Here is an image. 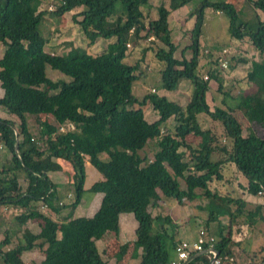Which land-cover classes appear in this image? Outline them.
Listing matches in <instances>:
<instances>
[{
    "label": "trees",
    "instance_id": "16d2710c",
    "mask_svg": "<svg viewBox=\"0 0 264 264\" xmlns=\"http://www.w3.org/2000/svg\"><path fill=\"white\" fill-rule=\"evenodd\" d=\"M173 1L172 7L178 9L192 0ZM246 1L264 15V0ZM56 2L55 12L50 13L39 11L38 0H0V45L4 47L0 59V107L18 120L16 125L0 118V148L10 154L11 164L8 169H0V207L20 212L15 216L17 220L36 221L45 232L24 238L11 250H0V264H23L18 254L32 249L36 240H42L40 264H107L95 240L110 244L104 239L110 234L119 235L122 214H131L136 221L132 244L135 250H141L139 264H171L177 245L173 236L177 231L175 223L169 216H153L150 212L161 197L174 199L179 205L184 200L192 203L197 195L195 189H199L201 196L210 201L209 206L213 204L208 220L219 222L220 214L228 209L230 225L244 214L246 204L229 196L221 197L208 188L212 181L223 179L221 169L227 164H233L244 176L250 195L264 194V61L252 62L247 73L253 89L240 95L234 107L225 109L211 110L206 102L208 81L214 79L220 91L222 80L213 72L208 81L197 74L206 9L228 15L230 37L248 39L260 54L264 53V19L257 16L252 27L238 20L232 4L203 0L193 11L191 44L184 48L181 59H176L168 22L170 13L164 5L157 8V17L146 30L141 7L148 0ZM118 3L124 11L117 15ZM75 10L79 11L73 20L86 37L99 34L104 40L114 41L98 55L45 52L46 42L38 29L44 16L59 17ZM149 36L160 43L154 55L164 64L162 88L173 92L183 79L193 87L184 107L155 93L142 98L132 94L137 76L136 67L123 61L127 45L135 46ZM186 50L192 54L189 60L184 57ZM46 67L60 72L68 81L50 80ZM146 105L158 115L152 123L144 117ZM26 115L34 116L37 131H30ZM201 115L220 124L228 145L220 144L211 129L201 128ZM170 118L177 122L175 132L164 133ZM65 124H72L75 130L61 132L59 128ZM245 128L248 134L243 136ZM188 135L199 138L196 147L185 142ZM152 141L156 151L146 161L139 152ZM181 148L185 151L181 152ZM61 161L72 169L67 179L73 200L68 206L70 214L57 223L30 205L48 206L55 201L57 192L48 173H66ZM87 164L101 177L89 187ZM183 177L186 188L179 181ZM19 179H26L24 189ZM85 191L101 194L100 205L90 218H73ZM261 209L256 206L245 212V220L249 222L260 215ZM217 232L214 249L219 264H264V246L235 253L233 248L239 244L232 242L230 227L226 233L218 227ZM127 248V244L121 245L115 254L122 257ZM190 257L193 259L187 264H209L212 258L208 253Z\"/></svg>",
    "mask_w": 264,
    "mask_h": 264
},
{
    "label": "rangeland",
    "instance_id": "374dc122",
    "mask_svg": "<svg viewBox=\"0 0 264 264\" xmlns=\"http://www.w3.org/2000/svg\"><path fill=\"white\" fill-rule=\"evenodd\" d=\"M38 1L40 2L39 11L50 13L55 12L57 6L56 0ZM202 1L203 0H192L187 5L174 9V1L172 3L171 0H148L147 5L141 7L146 30L148 28V23L151 20L156 19L157 8L160 5H164L169 11L170 15L168 17V22L171 30V41L176 46V52L174 54L176 59H181L182 51L191 44V30L194 23L193 11ZM209 1L228 2L232 4L238 14V20L240 22H247L252 27L254 26L252 23H255L257 16L260 19L264 18V15L259 11H254L250 3L246 0ZM122 10L124 11L122 5L118 3L116 6V14L118 15ZM78 11L79 10H75L65 13L59 17L47 14L44 16L38 29L40 35L46 42L44 46L45 52L54 55H73L80 52L98 55L105 51L107 44L114 41L113 39L104 40L99 34L86 37L80 27L76 25L73 20V17ZM112 20H114V17L110 18L109 21ZM228 26V15L217 12L215 13L211 9L205 10L202 32L199 39V69L197 74L204 81H208L209 74L213 72L215 76H218L219 79L222 80V89L220 91L217 90L218 83L214 79L208 81L210 91H207L208 93H206V102L211 110L215 107H220L222 109L226 107L225 105H227V103H232L227 95L233 93L237 96L238 92L244 85V82L242 81L246 79L244 76L248 71L250 61H252L253 58L264 61V55L258 54L259 52L257 54H252V51H249V48L251 49V43L248 39H244L240 43L235 42L236 40L230 37ZM143 34H145V32H142V35ZM129 45H127L126 56L123 61L136 67L137 79L133 83L132 94L138 98L154 93L158 96L165 95L168 100L176 101L184 107L191 97L193 87L190 81L183 79L179 82L176 90L173 92H167L162 88L161 71L164 69V64L158 62L154 55L160 43L156 42L152 36H149L147 39L141 40L135 46L131 43ZM191 56L192 54L190 50L184 51V57L187 60H189ZM224 62H226V67H223L222 65ZM46 76L52 81H68L67 77L58 71L52 70L50 67H46ZM1 91L2 90L0 89V95L3 92ZM0 110H2L1 107ZM145 110V117L148 120H153L155 116H158L151 110L150 106L145 108ZM2 117L3 119H9L13 123H16L17 120L15 116L9 115L6 110H3ZM26 118L27 121L34 126V130L37 131L38 128L33 121L34 116L26 115ZM199 123L202 129H211L220 144H229V141L223 138L222 129L219 123L211 120L210 117L206 115L200 116ZM176 126L177 122L175 119L170 118L165 124L163 131L164 133H174ZM30 131H33V128H30ZM247 134L248 130L245 128L242 131V135L246 136ZM199 141V138L192 135H188L185 138V142L193 147H196ZM155 144L154 141L149 142L146 147L139 152V155L142 158H146V161L152 159V156L156 151ZM180 150L181 152L185 151L182 148ZM3 166L4 161L0 160V168ZM61 166L66 171L65 174L63 173V177L61 176L64 187L62 190H71L73 192V189L69 186V180L67 179L69 173L72 174V169L63 161H61ZM4 168L7 169V165ZM229 170H224L223 176L225 177V180L223 182L212 181L208 184V188L211 192L218 195H232V188L230 185H233L235 182L243 184L241 183V177L237 176V172L231 171V169ZM85 173L87 176L86 187H89L93 182L101 179L100 175L89 164L86 166ZM53 180L55 181V178ZM18 181H20L22 187H26V179ZM179 181H181L182 188H186L185 186H187V182L185 178L183 177ZM195 192L197 193L196 201L193 203L184 200L183 203L179 205L174 199L163 197L164 199L159 206L155 205L150 207V212L153 216H169L173 220L176 230H178L175 231V233L173 232V236L179 232L183 238L187 239L189 238L187 236H193L198 231L204 230L208 235H212L215 239H218L217 231L219 222L209 221L207 218L212 210L213 204L209 206L210 201L201 196V191L199 189H195ZM101 198V194H93L89 191H85L82 195L80 204L73 211L72 217H92L101 202ZM71 200H73V198L69 197V201ZM68 205L66 207H68ZM91 206H93V208ZM223 212L220 214L219 218L222 217L221 220L223 221L227 219L229 220L228 216L226 218L227 212L225 214H223ZM122 216H129L132 218V224L129 225L127 229L124 227L123 222H121L122 225L120 229L122 228V233L117 237H114V235L111 236L110 234V236H107L104 239L110 240V245L98 239V241H102L98 242V248L104 259H114V255L121 245H128L126 253L132 248L131 239L134 238L136 221L131 214H122ZM221 220L219 221L222 222ZM220 227L223 229V233H225L227 228L225 226ZM167 230H169V228H167ZM262 235L264 236V234ZM26 257L27 255L23 253L22 259ZM112 262H110V264H114Z\"/></svg>",
    "mask_w": 264,
    "mask_h": 264
},
{
    "label": "crops",
    "instance_id": "0c3cea01",
    "mask_svg": "<svg viewBox=\"0 0 264 264\" xmlns=\"http://www.w3.org/2000/svg\"><path fill=\"white\" fill-rule=\"evenodd\" d=\"M263 19L264 18H261V20H263ZM235 42L240 43L241 41L236 40ZM250 47H251V49L249 48V51H252V54L258 53V51L251 44H250ZM3 52H4V47H2L0 45V59L2 58ZM258 54H260V53H258ZM260 55H264V53L260 54ZM261 61L262 60H260V59L253 58L252 61H250L248 71L250 70L252 62H261ZM248 71H247V73H248ZM247 73L244 76L246 79L244 81H242V82H244V85L242 86V88L238 92L237 96H235L233 93L232 94L229 93V95L226 94L228 96V98H230L232 103H227V105H225V106L234 107L236 104V100L240 95L247 93L248 91H251L253 89V84L248 80ZM0 89L3 91V89L1 88V84H0ZM208 91H210V90H208ZM2 95H3V92L0 95V97H2ZM148 107H149L148 105L143 107L144 117L146 116L145 115V112H146L145 108H148ZM150 108H151V106H150ZM222 109H225V107ZM3 110L4 109L0 110V118L1 119H3V117H2L3 116ZM155 118L158 119V116H155ZM155 118L153 120H148L145 117V119L149 123L156 121L157 119H155ZM6 120H9V119H6ZM16 123L18 124L17 120H16ZM28 124H29L28 126L30 128H33V130H34V126H32L30 124V122H28ZM0 158H3L0 160L4 161V166L1 168L6 167V165H7V169L11 167L10 154L1 148H0ZM229 169H231V171L237 172V176L241 177V179H242L241 183H243V184L235 182L233 185H230L232 188V195L220 194L219 196H221V197L229 196L230 198L239 199V200L244 201V203L246 204L244 214H245V212H247L249 210H253L256 206H261L262 209H261V214L260 215L258 214L257 217L252 218L251 221H249V222H247V220H245L244 214L242 216H240L239 218H237L230 225H229L228 219L223 221V220H221L222 217L218 218L219 220L222 221V222L219 221L218 227L225 226L227 229H229V227H230V230H231L230 238H231L232 242L235 244H239V247L233 248L235 253H237L239 249H245L247 251H256L260 247L264 246V236L262 235V234H264V194H258L256 196L250 195L247 192L246 179L244 178V176H242L237 171V168L233 164H227V165H224L222 167V169H221L222 176H223L224 170H229ZM63 173H64L63 171L62 172L48 173V177L50 178L52 183L55 185V189L57 192V197H56L55 201L48 203V206L46 205L45 209H41L42 206L45 204H41V203L37 204L36 203V204L30 205L31 209L37 210L39 213L43 214L44 216H47L52 221L57 222V223L61 222L62 219L66 218L70 214V210L66 206L70 203L68 196L72 197V195H73L72 194L73 192L71 190H68V191L62 190V189H64L62 177L65 174V173L64 174ZM54 178H55V181L53 180ZM19 180H23V179H19ZM224 180H225V177L223 176V179L219 182H223ZM19 184H20V181H19ZM20 186H21V184H20ZM22 188L24 189V187H22ZM163 199L164 198L161 197V200L156 205L159 206L161 204V202L163 201ZM195 201L196 200H194L193 202H195ZM59 202L64 206L63 208L61 206L57 205V204H59ZM91 207L93 208V206H91ZM226 212H227V215H226V218H227V216L229 214V210L225 209L223 214H225ZM17 213H18V211L12 210L11 208H8V207L7 208L6 207L1 208L0 207V250L1 251H8V250L15 248L18 244L24 242V238H27L30 235H33V236L34 235L40 236L42 234L45 235L44 234L45 232L42 230V228L38 222L31 221V220L21 222L15 218V216H17ZM94 214L95 213H93V215ZM121 222H123L124 227L127 229L128 226L132 224V218H130L129 216L120 215V217H119V226L120 227L122 225ZM121 229L119 231V235L122 233ZM227 229L225 231H227ZM222 231H223V229H222ZM198 232L193 236L188 234L189 236H187V237H189V238H187V239L183 238V236H181L180 233L177 232V234L174 235L175 236L174 240L176 243L181 242V241H192L196 238ZM58 236H60V235L58 234ZM133 240H134V238L131 239L132 248L129 249L127 251V253L125 252L124 256H122V257H119L118 254H115L114 259H108V258L104 259L103 258V256L101 255V252H99V248H98V242H102V241L95 240V245H96L98 252L101 255L102 259L107 264H110V262H112V261H113L112 263H114V264H139L141 250L140 249L135 250V248L132 244ZM124 243H126V242H124ZM254 243H256V244H254ZM40 244H42V240L34 241L32 243L33 248L28 250V251L23 252L24 254L27 255L26 258L22 259L23 253H19L18 255H19L20 261L23 264H25V263L40 264L43 260V253H42V250L39 248ZM108 245H110V244H108ZM225 257H228V255H226ZM174 259H175V252H173V260Z\"/></svg>",
    "mask_w": 264,
    "mask_h": 264
},
{
    "label": "built area",
    "instance_id": "2783aa9c",
    "mask_svg": "<svg viewBox=\"0 0 264 264\" xmlns=\"http://www.w3.org/2000/svg\"><path fill=\"white\" fill-rule=\"evenodd\" d=\"M223 67H226V62H224ZM61 132L64 131H74L75 128L72 124H65L59 128ZM70 196H68L69 199ZM60 205H62L60 203ZM46 204L42 206L41 209H45ZM216 243L214 237L206 234L204 230H200L196 238L192 241H181L178 242L175 247V259L172 260L171 264H183L190 256L208 253L211 255L212 264H219L218 253L214 249V244ZM207 245V248L205 247ZM27 264V263H25Z\"/></svg>",
    "mask_w": 264,
    "mask_h": 264
},
{
    "label": "water",
    "instance_id": "95a60500",
    "mask_svg": "<svg viewBox=\"0 0 264 264\" xmlns=\"http://www.w3.org/2000/svg\"><path fill=\"white\" fill-rule=\"evenodd\" d=\"M193 259V257H190L188 260H186L183 264H187L188 262H190L191 260ZM212 261L213 260H211L210 262H209V264H212Z\"/></svg>",
    "mask_w": 264,
    "mask_h": 264
}]
</instances>
